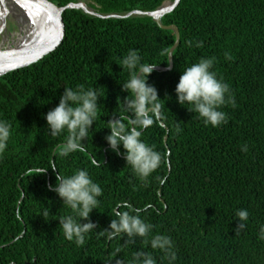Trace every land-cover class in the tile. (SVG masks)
<instances>
[{
    "label": "trees",
    "instance_id": "16d2710c",
    "mask_svg": "<svg viewBox=\"0 0 264 264\" xmlns=\"http://www.w3.org/2000/svg\"><path fill=\"white\" fill-rule=\"evenodd\" d=\"M49 1L61 7L80 0ZM94 1L90 7L107 15L155 10L166 0ZM64 22V37L53 52L0 77V120L10 125L0 152V264H104L117 248L116 259L125 264L139 250L157 264H169L166 253L152 249L145 238L128 242L123 234L112 240L98 234L129 206L153 225L148 240L157 234L171 237L177 257L172 264H264L259 238L264 225V0H181L163 17L164 24L179 27L181 42L174 67L148 77L162 99L160 118L143 130L142 139L161 153L162 162L147 184L110 149L108 120L116 112L126 124L131 118L120 100L128 95L121 86L129 79L119 64L123 57L137 49L145 66L168 67L176 32L151 16L99 17L82 8L65 10ZM197 41L203 46L196 47ZM213 56V70L235 99V106H222L227 123L218 127L180 105L175 93L185 68ZM80 84L98 87L104 97L82 148L61 155L67 133L48 135L44 114L59 103L64 86ZM79 169H87L103 189L91 214L97 230L86 234L83 245L67 240L53 219L71 209L49 190L57 174ZM45 206L53 214L44 218ZM241 209L249 212L242 222L236 216ZM239 223L245 226L237 231Z\"/></svg>",
    "mask_w": 264,
    "mask_h": 264
},
{
    "label": "clouds",
    "instance_id": "9594fccd",
    "mask_svg": "<svg viewBox=\"0 0 264 264\" xmlns=\"http://www.w3.org/2000/svg\"><path fill=\"white\" fill-rule=\"evenodd\" d=\"M188 43L191 46L193 42ZM195 46L202 47L203 41L195 42ZM173 56L174 54L169 52L170 60ZM225 59L230 60L231 55L225 53ZM215 61L214 56L201 57L198 62L185 68L176 85L175 93L180 105L198 113L206 125L218 127L222 123H227V113L221 110L222 106L226 104L235 106V99L230 85L213 70ZM119 64L129 73V79L121 82L122 91L128 95L120 100L123 101L122 111L130 113L131 118L126 124L121 113L116 112L112 115L107 127L110 132L105 139L110 149L117 155L122 154L126 165H130L133 173L147 184L162 162L161 153L142 139L143 130L150 127L160 114L162 98L158 88L148 82L149 74L158 64L145 66L137 49H130ZM168 66L171 68V62ZM166 96L171 98L170 95ZM101 97L104 95L96 86L87 88L82 84L75 88L64 86L59 103L44 114L48 135L55 138L67 133L61 155H68L82 148V143L88 138L89 131L93 130V124L97 122ZM177 131H180L179 127ZM9 134L10 125L0 120V152L5 149ZM242 150L247 151V146L245 145ZM46 171L47 169L44 173ZM49 190L57 193L63 205L71 209V214L57 216L47 206L40 214L45 218L52 213L53 219L59 220V227L65 238L69 241L75 239L76 244L83 245L86 234L97 230L98 227V222L91 219V214L94 209L99 208V198L103 195L102 187L93 180L87 169H79L69 176L57 174L56 183L49 185ZM115 215L116 218L111 219L107 228L98 231L100 236L112 240L123 234L128 237V242H134V238L142 237L150 243L152 249L165 252L169 264L176 260L171 237L157 234L148 240L153 225L143 219L137 210L129 206V210L117 211ZM236 216L240 222L246 221L249 212L247 209H241L237 211ZM244 226L243 223H239L236 230ZM259 238L264 240V225L260 228ZM120 251L121 249L117 248L114 253H110L104 264H112L113 259L115 264H125V261L116 259ZM127 264H157V261L150 253L139 250L132 254Z\"/></svg>",
    "mask_w": 264,
    "mask_h": 264
},
{
    "label": "water",
    "instance_id": "95a60500",
    "mask_svg": "<svg viewBox=\"0 0 264 264\" xmlns=\"http://www.w3.org/2000/svg\"><path fill=\"white\" fill-rule=\"evenodd\" d=\"M20 8L26 11L31 20L38 28V34L28 41L13 46H0V77L12 72L31 66L42 60L45 56L53 52L62 42L65 34L64 12L69 8H82L85 12L99 17H130V16H151L162 28L174 30L177 40L171 51H174L181 42V32L177 25H166L163 23V17L174 11L181 0H167L155 10L143 11L133 10L126 14H102L93 7L87 6L83 1L71 3L66 6H57L49 0H14ZM9 16H7L8 18ZM2 8L0 6V34L2 23L4 22ZM7 21V20H6ZM6 26V24H5ZM171 68L166 66H156L154 70L167 71L174 67V56L172 57ZM160 118V114L158 115ZM168 134L165 137L167 144ZM169 150V157H170ZM162 194V191L160 190Z\"/></svg>",
    "mask_w": 264,
    "mask_h": 264
},
{
    "label": "bare ground",
    "instance_id": "6f19581e",
    "mask_svg": "<svg viewBox=\"0 0 264 264\" xmlns=\"http://www.w3.org/2000/svg\"><path fill=\"white\" fill-rule=\"evenodd\" d=\"M0 6L2 8L4 19L12 12H18V19L21 25V31L18 33H12L11 37L9 35H5L4 40L0 42V46H5L6 43L11 46L14 44H21L38 34V28L35 23L31 20L26 11L20 8V6L14 0H0ZM4 29L5 27L2 28V31Z\"/></svg>",
    "mask_w": 264,
    "mask_h": 264
},
{
    "label": "rangeland",
    "instance_id": "374dc122",
    "mask_svg": "<svg viewBox=\"0 0 264 264\" xmlns=\"http://www.w3.org/2000/svg\"><path fill=\"white\" fill-rule=\"evenodd\" d=\"M80 1H83L87 6H90L91 4L95 3L94 0H80ZM168 1H170V0H167V2ZM17 13L18 12H14V13L12 12L8 18L6 17L4 19V22L2 23V28L5 27V29L3 31H1L0 42H2L4 40L5 35H9L11 37L12 33H18L21 31V25H20L19 19H18L19 15ZM5 24H6V26H5ZM7 45H8V43L5 44V46H7Z\"/></svg>",
    "mask_w": 264,
    "mask_h": 264
}]
</instances>
